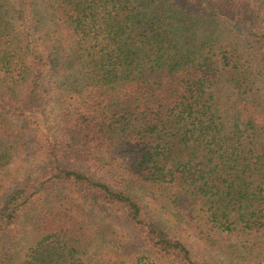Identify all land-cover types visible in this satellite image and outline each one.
I'll use <instances>...</instances> for the list:
<instances>
[{
    "label": "trees",
    "instance_id": "trees-1",
    "mask_svg": "<svg viewBox=\"0 0 264 264\" xmlns=\"http://www.w3.org/2000/svg\"><path fill=\"white\" fill-rule=\"evenodd\" d=\"M262 51L264 0H0V264H264Z\"/></svg>",
    "mask_w": 264,
    "mask_h": 264
},
{
    "label": "rangeland",
    "instance_id": "rangeland-1",
    "mask_svg": "<svg viewBox=\"0 0 264 264\" xmlns=\"http://www.w3.org/2000/svg\"><path fill=\"white\" fill-rule=\"evenodd\" d=\"M261 53V60L264 61V52ZM261 69V68H260ZM262 73L260 74V83L261 86L264 88V70L262 69ZM261 87L260 85H258ZM42 99L44 101V107H46L49 111H51L52 117L54 116L55 111L54 109V103L51 98V93H49L48 89L46 88L44 91V94ZM45 165L42 163H36L29 165H23L22 167L19 166V164L11 166L6 173L2 176L1 180V189H0V209L3 208V196L5 193H8L6 188L10 187L9 184L14 181L20 182L25 174L30 173H36L35 171H40V168H43ZM72 169H75L81 173H85L88 176L95 178L102 182H109L106 177L98 173L94 168L89 167L87 165H81V164H72L70 165ZM32 176V175H31ZM9 211L6 212V216L8 215ZM23 222L20 219H15V221H12V224L9 226V231H12V235L17 233L21 229V225ZM29 238V237H27ZM183 240L185 243H187L188 248L191 251L192 256L194 257V260L197 264H234L226 259L225 256H222L218 251L212 249L211 247L205 245L203 242L197 240L196 238H186V236H183ZM22 244H25L23 241Z\"/></svg>",
    "mask_w": 264,
    "mask_h": 264
}]
</instances>
